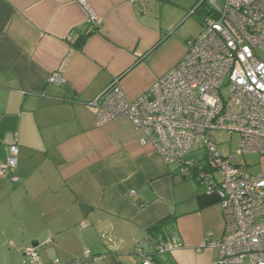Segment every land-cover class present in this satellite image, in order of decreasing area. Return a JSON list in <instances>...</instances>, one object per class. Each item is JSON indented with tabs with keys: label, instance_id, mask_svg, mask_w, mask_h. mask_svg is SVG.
Masks as SVG:
<instances>
[{
	"label": "crops",
	"instance_id": "obj_1",
	"mask_svg": "<svg viewBox=\"0 0 264 264\" xmlns=\"http://www.w3.org/2000/svg\"><path fill=\"white\" fill-rule=\"evenodd\" d=\"M86 2L99 29L76 0H0V165L18 147V182L0 176V264H25L29 248L39 264H213L218 249L201 246L223 236L220 205L127 120L99 125L91 106L114 80L133 100L172 69L202 30L199 0ZM192 11L180 53L153 71ZM165 220L162 234L147 233ZM160 239L180 248L152 253Z\"/></svg>",
	"mask_w": 264,
	"mask_h": 264
},
{
	"label": "built area",
	"instance_id": "obj_2",
	"mask_svg": "<svg viewBox=\"0 0 264 264\" xmlns=\"http://www.w3.org/2000/svg\"><path fill=\"white\" fill-rule=\"evenodd\" d=\"M76 2L87 13L89 27L99 29L86 0ZM202 5V30L172 69L133 100L114 80L91 106L99 125L127 120L165 165H176L182 179L197 182L207 196L217 198L223 236L201 246L218 249L213 264H264V177L249 174L233 155L225 157L216 147V137L224 134L230 143L237 136L241 154L264 157V0H199ZM48 81L64 83L60 76ZM201 150L202 159H186ZM17 165L18 147L11 145L0 176L8 174L17 183ZM179 248L170 240L159 243L155 252ZM24 256L25 264H39L34 248ZM139 264L152 263L143 256Z\"/></svg>",
	"mask_w": 264,
	"mask_h": 264
},
{
	"label": "rangeland",
	"instance_id": "obj_3",
	"mask_svg": "<svg viewBox=\"0 0 264 264\" xmlns=\"http://www.w3.org/2000/svg\"><path fill=\"white\" fill-rule=\"evenodd\" d=\"M206 8V5H202L200 8V11H203V9ZM193 15L188 17L190 18L191 21L189 24L185 25L183 28L181 24L177 28L172 31V33L167 37L166 40H168L167 45H164L162 48L160 47L153 56V66L152 70L153 71H158L162 66L170 63L173 59H175L178 54L181 51L180 48V35L183 30L186 31H192V29H195V26L192 24V20L197 23L196 20H199L198 17L196 18ZM150 75L149 71H143L142 73V78H148ZM220 140V143H219ZM226 136L223 134L221 137H216V147L219 153L225 157L228 156H234L235 157V163L241 166H245L246 170L248 171L249 174L253 176H263L264 177V157H262L259 154L256 153H246V154H241L240 149L238 146V137L233 136L232 141L230 143H226ZM204 156V151H198L193 154H190L188 157H186L187 160H200ZM191 181V180H189Z\"/></svg>",
	"mask_w": 264,
	"mask_h": 264
},
{
	"label": "trees",
	"instance_id": "obj_4",
	"mask_svg": "<svg viewBox=\"0 0 264 264\" xmlns=\"http://www.w3.org/2000/svg\"><path fill=\"white\" fill-rule=\"evenodd\" d=\"M90 34H86L85 36H82V37H80L77 41H76V43H75V45L76 46H78V47H81L82 45H83V43H84V41H85V39L89 36ZM208 197H213L215 200H213V202L214 203H218V200H217V198L215 197V196H208ZM171 222V220H165V221H161V222H159V223H157L155 226H153V227H151L149 230H147V233L149 234V235H151V236H157V235H160V234H162V229L168 224V223H170ZM162 240L160 239V241H157L156 243H155V245H154V249H153V252L152 253H156L155 252V248H156V246L161 242ZM157 254V253H156ZM151 256V255H150Z\"/></svg>",
	"mask_w": 264,
	"mask_h": 264
}]
</instances>
